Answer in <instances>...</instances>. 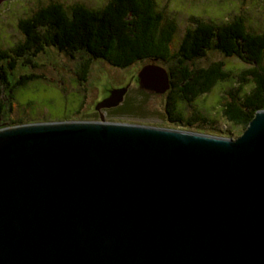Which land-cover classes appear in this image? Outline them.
Segmentation results:
<instances>
[{
    "label": "water",
    "instance_id": "1",
    "mask_svg": "<svg viewBox=\"0 0 264 264\" xmlns=\"http://www.w3.org/2000/svg\"><path fill=\"white\" fill-rule=\"evenodd\" d=\"M137 77L169 89L159 65ZM0 264H264V109L235 138L103 115L0 127Z\"/></svg>",
    "mask_w": 264,
    "mask_h": 264
},
{
    "label": "trees",
    "instance_id": "2",
    "mask_svg": "<svg viewBox=\"0 0 264 264\" xmlns=\"http://www.w3.org/2000/svg\"><path fill=\"white\" fill-rule=\"evenodd\" d=\"M50 1L37 6L33 15L20 24L22 41L0 48V117L17 87L42 77L31 72L12 79L13 69L18 63L36 67L33 57L47 47L70 57L76 53L86 55L77 69L79 81L86 79L92 59L104 60L118 68L142 60L168 63L170 87L164 108L169 122L178 126L175 128L193 130L195 127L194 131L202 132L196 124L206 123L210 118L198 111L186 116L185 105L191 106L222 82L233 81L234 86L221 104L222 113L229 121L244 130L256 111L264 109V31L249 29L245 16L235 15L217 22L194 14L192 26L185 29L173 52L171 42L177 25L175 19L167 18L157 8L156 0H106L99 7L85 2L69 6L61 0ZM210 50L237 57L248 66L234 75L222 61L203 67L190 65ZM137 107L126 99L110 112L133 114L142 109Z\"/></svg>",
    "mask_w": 264,
    "mask_h": 264
},
{
    "label": "rangeland",
    "instance_id": "3",
    "mask_svg": "<svg viewBox=\"0 0 264 264\" xmlns=\"http://www.w3.org/2000/svg\"><path fill=\"white\" fill-rule=\"evenodd\" d=\"M156 1L158 2L157 8L164 11L167 18L175 19L177 25L175 37L171 42L173 52H176L185 29L192 26L191 19L194 14L201 16L203 20L212 19L217 22L241 15L245 16L244 19L249 29L264 31V0ZM47 2L48 0H20L16 10L6 11V18L3 21L6 31H0V48H9L14 43L22 41L24 35L16 26V18L29 16L37 6L45 5ZM75 2H85L84 4H89L88 6L99 7L106 0H68L67 4L64 3L71 5ZM86 58L85 54L76 53L74 57H70L53 47H47L44 52L33 57L36 67L18 63L10 75L12 79L31 72L42 77L33 79L15 89L14 97L4 108L0 117V127L27 122L100 120V115H103L106 121L178 127L169 122L170 119L165 112L167 90L163 93L156 92L139 83L138 73L145 65L153 64L149 62L150 60H142L125 68H118L104 60L92 59L86 79L79 81L77 69L81 61ZM214 61L224 62L225 67L231 69V74L234 75L248 66L237 57H226L212 50L208 51L204 57L191 61L190 65L203 67ZM154 64L163 67L166 72L169 67L168 63L161 60H157ZM232 85L233 81L216 85L209 93L197 98L191 106L185 105L183 113L189 116L193 111H198L208 116L210 121L196 124L202 132L237 137L243 132V127L229 121L223 115L221 106L222 102L228 99L227 92L234 87ZM115 87L125 88V100L128 99L142 109L133 114H116L110 112L108 108L107 111L105 107L99 109L98 103L112 93Z\"/></svg>",
    "mask_w": 264,
    "mask_h": 264
},
{
    "label": "flooded vegetation",
    "instance_id": "4",
    "mask_svg": "<svg viewBox=\"0 0 264 264\" xmlns=\"http://www.w3.org/2000/svg\"><path fill=\"white\" fill-rule=\"evenodd\" d=\"M50 0H48V2H49ZM51 1H53V0H51ZM50 1V2H51ZM61 1H63L62 3L63 4H65L64 2H66V4H67V1L68 0H61ZM60 1V2H61ZM20 3V0H0V27H1V29H0V31L1 32H5L6 31V29H5V27L3 26V21H5V16H6V11H13V10H16V6L18 5ZM72 5V4H71ZM71 5H69V6H71ZM28 14V13H27ZM31 15H33V10L30 12V15L29 16H19L18 18H16V26H18V28L21 30V28H20V24L22 23L23 24V22L28 18V17H30ZM23 39H24V37H23ZM17 43H19V42H16V43H14L13 45H11V46H14L15 44H17ZM125 95H126V92L124 93V101H125ZM124 101L122 102V103H124ZM122 103L121 104H119V105H117V106H113V107H109L108 109H114V108H116V107H118V106H120V105H122ZM108 109L106 108V110L108 111Z\"/></svg>",
    "mask_w": 264,
    "mask_h": 264
},
{
    "label": "clouds",
    "instance_id": "5",
    "mask_svg": "<svg viewBox=\"0 0 264 264\" xmlns=\"http://www.w3.org/2000/svg\"><path fill=\"white\" fill-rule=\"evenodd\" d=\"M168 127H170V126H168Z\"/></svg>",
    "mask_w": 264,
    "mask_h": 264
}]
</instances>
